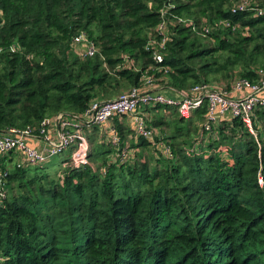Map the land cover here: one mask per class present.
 <instances>
[{"label":"trees","instance_id":"obj_1","mask_svg":"<svg viewBox=\"0 0 264 264\" xmlns=\"http://www.w3.org/2000/svg\"><path fill=\"white\" fill-rule=\"evenodd\" d=\"M261 78L264 0H0V135L133 87ZM141 109L162 112L154 142L118 116L83 129L88 153L73 145L52 174L54 157L7 169L0 155V264H264V107L254 133L236 117L206 131L205 104Z\"/></svg>","mask_w":264,"mask_h":264},{"label":"built area","instance_id":"obj_2","mask_svg":"<svg viewBox=\"0 0 264 264\" xmlns=\"http://www.w3.org/2000/svg\"><path fill=\"white\" fill-rule=\"evenodd\" d=\"M262 12L263 10L259 13L261 14ZM162 28L163 26L160 25V29ZM74 44L81 54L92 56L95 53V47L91 43L88 46L86 45V47L82 46L85 44L83 33L75 37ZM154 60L156 62L162 60L159 52L154 53ZM259 74H262V70H259ZM149 82L150 78L144 77V84L150 85ZM171 92L178 95L172 96L160 91H143L141 87H133L115 99L92 102L79 117H66L61 113L54 118L46 117L41 121L38 133L28 127L25 129L10 128L8 132L0 135V154H19L20 156L15 165L20 167L23 163L31 165L43 163L68 151L75 145L72 155L82 158L89 150L83 129L85 131L86 129H91L95 124H106L118 116L130 117L131 122L133 119L135 133L154 142V130L146 125L145 118L137 114L141 107L155 104L173 107L185 118H190L195 109L205 104L206 112L202 126L206 131H210L211 126L220 119L236 117L254 133L251 124L253 112L257 107H264V78L253 80L252 82L247 79L235 80L229 91L224 90L218 84L202 83L191 87L187 92ZM240 92H243L244 95L231 96V94ZM55 123L57 124V138L52 139L50 137V129ZM37 135H42L49 144L44 151L32 148L28 144V137ZM112 142L118 143V138L113 137ZM6 176L7 171L0 173L1 198L5 196Z\"/></svg>","mask_w":264,"mask_h":264},{"label":"crops","instance_id":"obj_3","mask_svg":"<svg viewBox=\"0 0 264 264\" xmlns=\"http://www.w3.org/2000/svg\"><path fill=\"white\" fill-rule=\"evenodd\" d=\"M161 92H164L166 94H169L168 91L166 90H162ZM244 93L243 92H240V93H234V94H231L232 97H235V96H243ZM112 122V120H110ZM109 121V122H110ZM108 124H103L104 126L108 127V129L111 128V123ZM130 123V122H129ZM132 129H133V124L132 122L130 123ZM155 137L159 135L158 132L154 133ZM50 137L52 139H56L57 138V124L55 123L54 125H52L51 129H50ZM28 144L32 147V148H36L37 150L39 151H44L48 146V142L45 141L44 137L42 135H37V136H33V137H28ZM63 154V153H62ZM0 155H4V154H0ZM9 156H7L6 158L8 159H4L5 161V166L7 167V169L11 168L14 166V164L16 163V161L18 160L19 158V154L15 153H11V154H8ZM8 165V166H7ZM10 165V167H9Z\"/></svg>","mask_w":264,"mask_h":264},{"label":"rangeland","instance_id":"obj_4","mask_svg":"<svg viewBox=\"0 0 264 264\" xmlns=\"http://www.w3.org/2000/svg\"><path fill=\"white\" fill-rule=\"evenodd\" d=\"M169 95H172V96H176V95H178V94H174V92H169ZM117 96V95H116ZM162 114V112L161 111H156V112H154V113H152L151 114V116L150 117H148L147 118V120L145 121L146 122V125L147 126H151V128L155 131V130H157V128H154L152 125H151V122H152V120L154 119V117H159L160 115ZM137 115H139L140 117H142V118H145L146 117V114H144V112H143V110L142 109H139L138 110V114ZM167 115H169V113H167ZM155 120V119H154ZM109 123H111V121L109 122ZM132 123H133V119H132ZM108 124V123H107ZM251 124H252V120H251ZM133 125H134V123H133ZM159 127H161V128H163V131H165V132H170V129L171 128H169L168 126H165V125H160ZM66 151L65 152H63V154H61V155H58V156H56V157H54L53 159H52V161L53 162H49V164H51L48 168H47V173H50V174H52L51 172H54V171H56L58 168H59V162L61 161V159L62 158H64L65 156H66ZM52 163H54V164H52ZM45 165V164H44ZM8 166V165H7ZM46 166V165H45ZM9 167H10V165H9Z\"/></svg>","mask_w":264,"mask_h":264}]
</instances>
